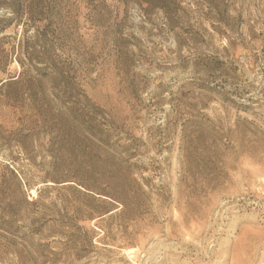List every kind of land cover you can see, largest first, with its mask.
Returning a JSON list of instances; mask_svg holds the SVG:
<instances>
[{
    "label": "rangeland",
    "instance_id": "374dc122",
    "mask_svg": "<svg viewBox=\"0 0 264 264\" xmlns=\"http://www.w3.org/2000/svg\"><path fill=\"white\" fill-rule=\"evenodd\" d=\"M0 264H264V0H0Z\"/></svg>",
    "mask_w": 264,
    "mask_h": 264
}]
</instances>
